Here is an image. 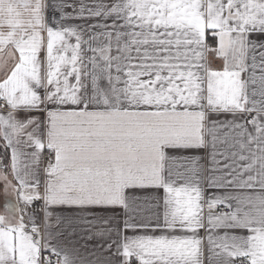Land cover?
Masks as SVG:
<instances>
[{"label": "snow or ice", "instance_id": "1", "mask_svg": "<svg viewBox=\"0 0 264 264\" xmlns=\"http://www.w3.org/2000/svg\"><path fill=\"white\" fill-rule=\"evenodd\" d=\"M0 181V264H264V0H0Z\"/></svg>", "mask_w": 264, "mask_h": 264}, {"label": "crops", "instance_id": "2", "mask_svg": "<svg viewBox=\"0 0 264 264\" xmlns=\"http://www.w3.org/2000/svg\"><path fill=\"white\" fill-rule=\"evenodd\" d=\"M14 202V198L10 197ZM4 203H5V196L3 193V183L0 181V214H4ZM75 249L78 250L79 255L81 256H86L88 255L89 258H92L90 254L95 250L96 242L95 241H90L88 242V245L85 246L83 241H80L79 243H76L75 241L73 242Z\"/></svg>", "mask_w": 264, "mask_h": 264}]
</instances>
